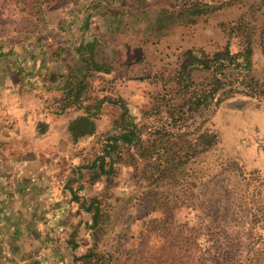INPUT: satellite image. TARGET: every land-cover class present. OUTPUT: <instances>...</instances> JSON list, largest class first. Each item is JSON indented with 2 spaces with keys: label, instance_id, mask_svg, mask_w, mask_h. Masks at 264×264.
<instances>
[{
  "label": "rangeland",
  "instance_id": "1",
  "mask_svg": "<svg viewBox=\"0 0 264 264\" xmlns=\"http://www.w3.org/2000/svg\"><path fill=\"white\" fill-rule=\"evenodd\" d=\"M90 1L0 0V54L7 55L15 45L32 37L45 39L49 34L46 27L50 24L55 26L58 23L50 36L60 37L71 26L85 20L87 15H94L95 11L90 13ZM151 1H132L134 3L130 7L135 6L136 12L130 19L131 23L157 20L167 13L171 15L167 16L169 25L182 26L181 39H176L171 52L166 54L168 64L165 73L159 70L161 73L148 75V81L154 75L162 82L158 83L159 87L157 84L152 88L145 86L146 102H137L138 107L133 109H127L119 100L111 101L104 97L108 104L101 107L100 114L108 121L103 132L91 139L83 151L72 152L71 156L80 161L77 168L92 161L99 154L106 137L116 134L119 124L127 118L130 125L140 131L141 137H149L150 140L168 138L169 145L173 146L174 143L182 147L193 143L194 130L211 131L217 134L220 144L190 161L185 169V178L197 183L198 187L186 196L184 206L178 207L174 206L170 193L163 189L158 200L161 202L168 198L172 202L153 210L154 204L146 202L140 205L138 202L146 190V183L141 182L131 164L134 149L122 150L124 163L116 166V174L110 178V183L101 177L99 182L91 185L87 181L88 172L83 170L81 176L74 179L71 166L65 163L62 171L55 172L57 181L46 180L44 174L41 175L31 187L32 200L21 201L18 216L6 218L11 225L16 223L19 232L0 234V257L6 259L4 262L0 258V264H80L74 259L88 252L111 253L120 264L130 263L139 253L149 250L153 254L161 246V240L149 233L151 225L148 221L153 219L160 223L172 222L173 228L183 226L193 231L191 240L195 241L206 259H212L213 264H236L240 251L252 243L256 246L250 258L256 264H264V95L260 98H248L241 93L227 96L221 99L217 108L200 109L183 123L178 118L179 106L210 89L213 77L208 72L195 71L191 74L192 87L188 88L184 83L182 85L186 87L180 89L175 83L183 51L200 48L210 56L228 45L231 52L236 53L240 50L243 36L238 33L231 37L229 31L244 23L253 50L251 76L264 84V59L260 48L264 0H162L169 4L164 9L159 8L163 4ZM182 4L202 9L203 14L199 17L185 15L179 20L177 15L182 13ZM91 21L94 22L93 19ZM76 29L74 26L75 36L85 33ZM87 74L88 86L110 90L107 87L110 80ZM168 81L171 84L165 83ZM230 89L241 90V87L234 84L218 94ZM85 97L94 96L87 94ZM111 102L118 103V106ZM189 116L185 113L182 117ZM166 134L171 138H164ZM179 136L183 137L178 139ZM80 185L83 189L77 192ZM28 193L25 189L21 192L23 195ZM212 194L221 203L215 212L209 201L214 199ZM94 198L100 203L99 226L95 231L90 227L91 215L79 207V203H88ZM250 209L258 211L261 219L252 218ZM216 217L226 219L227 223L223 225ZM3 220L0 218V222ZM231 233H237V236H224ZM14 241L18 244L13 249ZM69 241L75 245L74 248Z\"/></svg>",
  "mask_w": 264,
  "mask_h": 264
},
{
  "label": "crops",
  "instance_id": "2",
  "mask_svg": "<svg viewBox=\"0 0 264 264\" xmlns=\"http://www.w3.org/2000/svg\"><path fill=\"white\" fill-rule=\"evenodd\" d=\"M132 1L91 0L94 15H87L60 37L50 36L58 23L50 24L45 39L32 37L0 56V218L5 219L0 222V234L19 232L16 223L11 225L6 218L18 216L21 201L32 200L31 187L41 175L57 181L56 170L62 171L68 163L71 177L79 178L80 161L72 152L83 151L103 132L108 119L100 109L108 104L106 98L133 109L137 102H146L145 86L159 87L154 75L151 81L148 75L165 73L166 54L176 39H181L182 26L173 24L166 29L168 19L133 24L130 19L136 7H130ZM152 1L163 4L162 9L169 5L165 0ZM74 26L85 33L76 37ZM77 71L110 80V90L87 86L86 95L94 97L82 95L80 102L73 103L67 91L71 88L70 74ZM81 117L92 121L94 132L84 136L75 133L74 141L70 125ZM24 189L29 193L21 194ZM15 244L9 247L14 249Z\"/></svg>",
  "mask_w": 264,
  "mask_h": 264
},
{
  "label": "trees",
  "instance_id": "3",
  "mask_svg": "<svg viewBox=\"0 0 264 264\" xmlns=\"http://www.w3.org/2000/svg\"><path fill=\"white\" fill-rule=\"evenodd\" d=\"M89 6H91V12L94 11V5ZM150 8L151 6L146 10ZM181 8L180 10H182V13L177 15L179 20H182L181 18L185 15L188 17H199L203 14L202 9L187 7L186 4H182ZM207 9L210 10L211 7H207ZM151 12L149 11V14H151ZM107 15L111 16L109 13H107ZM145 15H147V13ZM167 16L171 15L167 13L164 14V16L160 15L157 19V23L158 21L159 23H161V21L166 22L168 19ZM152 20L156 21L155 19ZM169 26L171 25L167 23L166 29ZM238 33L243 36V40L241 41L240 50L236 53H232L228 45L221 51L214 52L210 56L205 54L200 48L187 49L182 52L181 61L177 69L178 71L175 73V83L179 85L177 86L180 89L186 86L189 88L194 85L193 80H191V74L195 71L208 72L213 77L210 89L204 91V93L197 96V98L193 97L192 101L188 100L187 103L179 106L178 118L181 119L183 123L191 119L192 115L199 113L200 109L208 110L211 107L217 108L222 102L221 99L227 96L230 97L236 93H241L248 98H255V96L260 98L264 95V84L254 80L251 76L253 50L251 39L248 35V29L244 23L237 24L232 29L230 28L229 35H231V37ZM260 48L264 59V25L261 31ZM0 56H2V54ZM96 70L100 71L102 69L96 68ZM77 72L80 74H76ZM77 72H71V88L67 91L73 103L80 102L82 95H86L88 86V82L86 83L85 81L88 74L86 72L82 73V71ZM155 81L159 83L162 82L156 78ZM165 83L168 85L170 81ZM184 83H186V86L182 85ZM234 84L240 86L241 90L230 89L223 92L221 95L218 94L225 87H232ZM185 107L187 111H183V113L182 110ZM185 113L187 116H190L183 118L182 116ZM130 122L129 118L122 121L121 125L119 124L117 128L118 132L106 137L99 154L96 155L92 161L77 168V175L81 176V170L87 171V181H89L91 185L99 182L101 177L107 178L106 183H110V178L116 174V166L124 163L121 155L122 150L125 149L128 151L132 148L135 150V155H131V164L136 170V174L141 182L146 183V190L141 194L143 197L138 201L140 205L141 203L150 202L154 204L153 210H159L167 206L166 204L172 202L171 199L166 198L163 200L164 202L158 200L159 194L165 189L170 193L169 195L174 201V206H184L185 200H187L186 196L191 193L193 188L198 187L197 183H192L188 178H185L187 164L196 157L218 146L220 143L217 134L211 131L201 132L200 129H197L194 130L195 139L193 143L186 144L183 147L175 146L174 143L173 146L169 145L170 142L167 138H171V135L166 134L164 138L167 139L165 140L161 138L150 140L149 137L145 139L140 136V131H136L135 128L130 125ZM70 132L73 134V140L76 141L77 137H75V133L79 134V136L91 135L94 132V126L88 117H81L71 123ZM182 137L183 136H179L178 139ZM173 138L177 137L173 136ZM82 189L83 186L80 185L76 191L80 192ZM69 192H72L71 189H69ZM218 197H220V195H218ZM213 198L214 199L210 198L209 201L213 206V212H215L217 211L216 208H218L221 203L219 199H216L215 195H213ZM79 207L84 212L91 215L90 227L95 231L99 226L100 220V203L98 199L94 198L88 203L81 202L79 203ZM250 211L253 212L252 218L261 219V215L259 216L258 211H254V209H250ZM262 212L261 210V214ZM215 219H219L220 223L223 225L227 223L226 219L220 217H216ZM148 222L149 225H151L149 226V233L161 240V246L156 251L157 254H150L148 252L149 250L141 252L138 254L135 261L130 263L124 262L123 264H213L212 259H206L195 241L191 240L193 231H189L186 227L183 228L182 225V227L174 226L175 228H173L171 227L172 222L160 223L159 220L155 219ZM181 231H183V233H181ZM234 234L237 236V233ZM234 234H224V236L229 238V236L234 237ZM68 243L71 244V248L75 247L71 241ZM254 246H256V243H252L250 246L248 245L245 250L240 251V259L236 264H256L253 259L250 258L254 252ZM213 250L217 249L213 248ZM74 261L80 264H120L119 259H116V256L111 253L101 255L95 252H88L86 255L75 258Z\"/></svg>",
  "mask_w": 264,
  "mask_h": 264
}]
</instances>
